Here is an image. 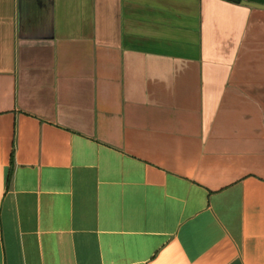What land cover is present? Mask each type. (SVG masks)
Returning a JSON list of instances; mask_svg holds the SVG:
<instances>
[{
  "label": "crops",
  "instance_id": "1",
  "mask_svg": "<svg viewBox=\"0 0 264 264\" xmlns=\"http://www.w3.org/2000/svg\"><path fill=\"white\" fill-rule=\"evenodd\" d=\"M0 264H264V10L0 0Z\"/></svg>",
  "mask_w": 264,
  "mask_h": 264
},
{
  "label": "water",
  "instance_id": "2",
  "mask_svg": "<svg viewBox=\"0 0 264 264\" xmlns=\"http://www.w3.org/2000/svg\"><path fill=\"white\" fill-rule=\"evenodd\" d=\"M227 1H232L233 3L240 4L246 7H251L254 9L264 10V4H261V3L250 2L247 0H227Z\"/></svg>",
  "mask_w": 264,
  "mask_h": 264
},
{
  "label": "trees",
  "instance_id": "3",
  "mask_svg": "<svg viewBox=\"0 0 264 264\" xmlns=\"http://www.w3.org/2000/svg\"><path fill=\"white\" fill-rule=\"evenodd\" d=\"M247 1L264 4V0H247Z\"/></svg>",
  "mask_w": 264,
  "mask_h": 264
}]
</instances>
